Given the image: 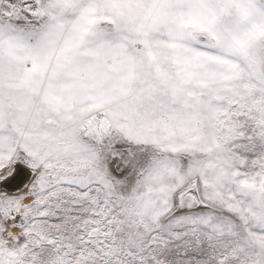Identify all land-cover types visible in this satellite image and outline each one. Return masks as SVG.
<instances>
[{
	"label": "snow or ice",
	"instance_id": "1",
	"mask_svg": "<svg viewBox=\"0 0 264 264\" xmlns=\"http://www.w3.org/2000/svg\"><path fill=\"white\" fill-rule=\"evenodd\" d=\"M0 264H264V0H0Z\"/></svg>",
	"mask_w": 264,
	"mask_h": 264
}]
</instances>
